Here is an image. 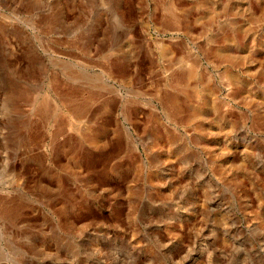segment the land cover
Here are the masks:
<instances>
[{"label": "rangeland", "instance_id": "rangeland-1", "mask_svg": "<svg viewBox=\"0 0 264 264\" xmlns=\"http://www.w3.org/2000/svg\"><path fill=\"white\" fill-rule=\"evenodd\" d=\"M124 1L139 7L141 18L132 36L112 35L106 51L116 52L112 61L135 63L137 49L144 55L150 46L155 58L151 73L152 66L142 65L141 76L151 80L145 79V92L135 96L122 87L124 103L143 109L141 123L149 122L151 99L162 110L154 97L158 78L178 70L159 59L157 43H189L185 58L199 65L198 85L211 88L203 92L206 103L194 100L203 112L190 117L194 104L181 93L184 112L171 123V149L147 129L136 134L147 149L143 161L127 163L120 154L99 160L94 178H72L52 150L10 141L14 118L32 108L25 100L20 114L9 109L4 92L11 63L25 49L42 67L55 69L60 60L48 55L49 45L61 55L75 53L63 45L92 36L97 24L113 25L116 0H0V197L14 210L6 233L0 218V264H264V0H188L203 25L192 34L165 29L162 5L152 0ZM168 88L162 85L161 93ZM153 124L165 135V124ZM42 127L40 136L48 124Z\"/></svg>", "mask_w": 264, "mask_h": 264}, {"label": "bare ground", "instance_id": "bare-ground-1", "mask_svg": "<svg viewBox=\"0 0 264 264\" xmlns=\"http://www.w3.org/2000/svg\"><path fill=\"white\" fill-rule=\"evenodd\" d=\"M152 2H154L155 5H162L161 8L164 13L160 18V22H162L163 27L167 30H171L175 33L183 31V33L192 34V32L194 33L203 27L201 15L198 12L196 15L192 14V8L194 6L192 3H187L189 2L188 0H152ZM105 7L109 8V6ZM112 9L113 15L111 18L113 19L111 20L114 22L113 25L107 24L103 27L102 25H98L96 23L97 26L95 25L96 27L94 28V33L92 36H88L89 39L78 38L79 40L76 41V43H74V40L73 43L70 40L68 45H63L68 48L76 49L77 51L74 52H78L79 55L75 53L61 55L64 51L59 52L58 50H52L51 48L53 44L49 45L50 47L47 52L50 53L48 55H53V57L60 60L56 63L57 67L55 69H51V71L47 70L44 66L42 67V60H40V62L36 56H31L28 51L24 49L21 56L16 57L17 59L15 62L11 63L13 65L12 70L10 69L12 78L9 80L10 82L7 84L4 92V96H7V101H9L11 107L9 109L14 112H18L20 114L23 111H21V109L25 100H29L30 106H32L30 115L23 114L22 116L19 115L20 117L16 115V118H14V122L12 123L14 125L13 128L15 129L16 135L12 136L11 139V135L14 134L12 130L9 136V139H11L10 141L16 143L18 142L23 147L35 146L40 149L41 147H44L48 150H52L56 158L55 163L63 166L66 171H69L72 178H94L96 173L95 167L97 166L96 164L99 160H102L101 163L105 164L112 157L115 158L120 154L124 155L126 159L125 162L139 163L140 161H143V153L146 152L147 149L145 146L143 148L141 147L143 143L141 144L139 142L136 134L138 135L142 131V133H144L147 129H149V131L154 135L153 137L159 142H162L161 137L164 138L168 142L169 148L171 149V146L173 145L170 139V128L172 127L171 123L174 121L175 117L184 112V106L178 103V98L181 96V93L185 95L187 101L190 102L191 105L194 104V100L198 98H201L204 101L202 102L206 103L208 100H206L203 92L211 91L210 86L207 85L208 83L205 85L204 90L200 89L198 84L201 86L203 75L200 72L199 65L194 63L193 60L190 61L185 58L188 56L185 55V52L189 43L170 45L159 43L157 41L161 52L159 59L167 62L166 66L169 67V71L175 65L178 66V70L173 72L171 70V74L169 77L166 75V79H163L164 75H162V79L166 81L165 84H163L162 79L158 78L159 83L156 85L155 94H153L160 103L162 110H160L161 108L159 109L158 104L151 99L149 103L150 107L148 108L149 117H151L150 121L141 123V116L144 115V110L139 109L138 106H130L129 104L124 103L121 88L124 87L125 93L128 92L135 96L142 94L143 91L145 92V79L147 78L148 80L149 78L141 76L142 65L148 67L152 66V69L149 68L151 70L148 72L151 73L154 70L153 65L155 58L151 54L150 46H146L147 48L145 49L144 55H141V51L136 48V57H134L136 59L135 63L118 59L112 61V58L115 59V56L111 58V55H114L116 52H110V49H107L108 51H106L109 38L115 33L117 34L121 31H123L121 32L123 34L124 31L125 34L128 32V34H130L129 36H132L133 24H136L139 21V18H141L139 7H136L134 3L128 5L124 0H116ZM68 12L73 13V9L70 8ZM248 12H250V10ZM60 13L58 14L59 16L57 19L64 20L65 16ZM40 21H43L42 18ZM48 21L50 24L53 23L52 20L50 21L48 19ZM62 23L63 22L61 21L60 24ZM54 24L52 25L53 28L56 26H54ZM217 24L219 25V23ZM48 27L50 28L48 25L45 29ZM35 28L38 30L37 27ZM146 29L148 30L149 26ZM147 32L148 36L153 35L151 31L148 30ZM41 33L42 32H40V34ZM135 33L137 32L135 31ZM55 42L59 45L63 44L61 39L58 41L56 39ZM65 44H67V42ZM139 45V49L140 47L142 49L141 39L139 40ZM16 53H18V51ZM207 53H209L208 50ZM140 55L143 57L140 58ZM149 69L147 68V71ZM225 76L227 79H232L230 73ZM41 82L43 84L40 85L39 83ZM167 83L171 89L168 88V90H166L168 92L163 91L161 93V86H166L168 85ZM213 105L214 107L215 105L218 106L216 100H214ZM201 107L202 106L200 104L199 106L197 103L194 104L193 108L195 110L193 109L190 117L197 116L199 110L200 112H203ZM33 115L36 116V121L32 120ZM225 116H227V114L224 115V117ZM165 117L167 118L168 123L164 122V119H166ZM153 122L160 125L165 124L163 127V134L165 135H162L160 131L157 130ZM211 123L212 122L210 121V124ZM44 124H48V129L46 130L47 132L45 131L43 136H40V128H43L42 126ZM152 124L154 127H151ZM214 126H216V124ZM27 129L29 132H27L28 134L23 137L22 132ZM101 142L105 143L107 147L109 146L108 148L111 147L110 149H114L110 150L115 151L113 152L114 154L111 155L112 153L110 151L108 153L103 148L100 149ZM20 176L19 178H21ZM7 194H9V192ZM2 196L0 197V218L3 221L4 227L2 224L1 225L6 233L10 227L14 210H12L13 208L11 203H9L12 201L9 199L10 201L7 202L5 201V198H2ZM71 219H73V217Z\"/></svg>", "mask_w": 264, "mask_h": 264}]
</instances>
